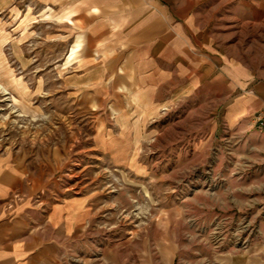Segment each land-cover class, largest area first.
Masks as SVG:
<instances>
[{
  "label": "rangeland",
  "instance_id": "obj_1",
  "mask_svg": "<svg viewBox=\"0 0 264 264\" xmlns=\"http://www.w3.org/2000/svg\"><path fill=\"white\" fill-rule=\"evenodd\" d=\"M13 2L0 4V154L20 162L36 202L85 200L60 264H264V135L249 115L227 122L231 91L176 84L155 103L109 101L120 86L92 73L105 63L81 36L72 59L74 24ZM194 9L264 80V5Z\"/></svg>",
  "mask_w": 264,
  "mask_h": 264
},
{
  "label": "crops",
  "instance_id": "obj_2",
  "mask_svg": "<svg viewBox=\"0 0 264 264\" xmlns=\"http://www.w3.org/2000/svg\"><path fill=\"white\" fill-rule=\"evenodd\" d=\"M210 1L38 0L78 29L72 59L81 36L85 44L80 51L105 63L94 64L92 73L109 86H120L116 99L106 97L109 101L155 103L176 84L184 93L208 86L223 95L225 86V93L231 91L225 118L232 126L246 115L252 119L264 104V80L256 77L253 61L215 45L194 9ZM218 1L253 9L264 5V0ZM23 172L10 154H0V264H60L67 244L84 225L87 204L79 196L61 200L44 195L36 202Z\"/></svg>",
  "mask_w": 264,
  "mask_h": 264
},
{
  "label": "built area",
  "instance_id": "obj_3",
  "mask_svg": "<svg viewBox=\"0 0 264 264\" xmlns=\"http://www.w3.org/2000/svg\"><path fill=\"white\" fill-rule=\"evenodd\" d=\"M252 125L256 132L264 135V104L253 115Z\"/></svg>",
  "mask_w": 264,
  "mask_h": 264
}]
</instances>
